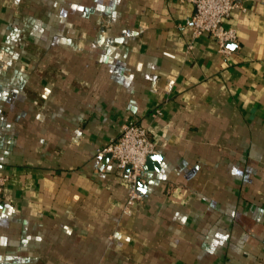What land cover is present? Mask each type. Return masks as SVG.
Wrapping results in <instances>:
<instances>
[{"label":"crops","instance_id":"0c3cea01","mask_svg":"<svg viewBox=\"0 0 264 264\" xmlns=\"http://www.w3.org/2000/svg\"><path fill=\"white\" fill-rule=\"evenodd\" d=\"M193 10L0 0V264H264V0L226 55ZM131 120L156 147L132 207L99 154Z\"/></svg>","mask_w":264,"mask_h":264},{"label":"built area","instance_id":"2783aa9c","mask_svg":"<svg viewBox=\"0 0 264 264\" xmlns=\"http://www.w3.org/2000/svg\"><path fill=\"white\" fill-rule=\"evenodd\" d=\"M194 10L187 19V25L192 28L193 38L203 34L213 37L219 47V52L229 54V43L238 41L235 27L228 25L233 11L242 6L243 0H190ZM191 48L192 45L190 44ZM162 114V109H156L154 116ZM148 129L137 120L122 124L118 137L110 140L99 150L100 155L110 154L118 169L124 171L129 186L127 206L136 205L142 198L137 189V183L146 163L147 157L155 151ZM7 179L0 175V199L2 198Z\"/></svg>","mask_w":264,"mask_h":264},{"label":"water","instance_id":"95a60500","mask_svg":"<svg viewBox=\"0 0 264 264\" xmlns=\"http://www.w3.org/2000/svg\"><path fill=\"white\" fill-rule=\"evenodd\" d=\"M229 45H230V43H229Z\"/></svg>","mask_w":264,"mask_h":264}]
</instances>
